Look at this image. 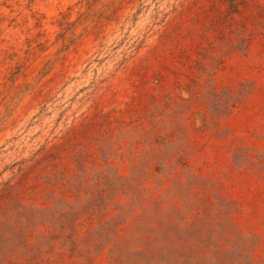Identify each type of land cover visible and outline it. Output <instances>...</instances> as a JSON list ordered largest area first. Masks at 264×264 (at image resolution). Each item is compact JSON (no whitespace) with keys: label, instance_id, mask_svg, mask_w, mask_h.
<instances>
[{"label":"rangeland","instance_id":"rangeland-1","mask_svg":"<svg viewBox=\"0 0 264 264\" xmlns=\"http://www.w3.org/2000/svg\"><path fill=\"white\" fill-rule=\"evenodd\" d=\"M0 264H264V0H0Z\"/></svg>","mask_w":264,"mask_h":264}]
</instances>
